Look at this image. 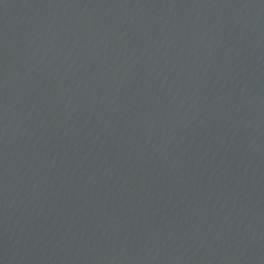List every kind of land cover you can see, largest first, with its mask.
<instances>
[{"label": "water", "instance_id": "obj_1", "mask_svg": "<svg viewBox=\"0 0 264 264\" xmlns=\"http://www.w3.org/2000/svg\"><path fill=\"white\" fill-rule=\"evenodd\" d=\"M0 264H264V0H0Z\"/></svg>", "mask_w": 264, "mask_h": 264}]
</instances>
